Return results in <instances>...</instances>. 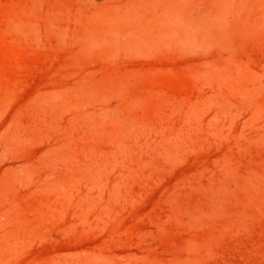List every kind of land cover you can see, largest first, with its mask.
Returning <instances> with one entry per match:
<instances>
[{
    "label": "rangeland",
    "instance_id": "1",
    "mask_svg": "<svg viewBox=\"0 0 264 264\" xmlns=\"http://www.w3.org/2000/svg\"><path fill=\"white\" fill-rule=\"evenodd\" d=\"M0 264H264V0H0Z\"/></svg>",
    "mask_w": 264,
    "mask_h": 264
}]
</instances>
